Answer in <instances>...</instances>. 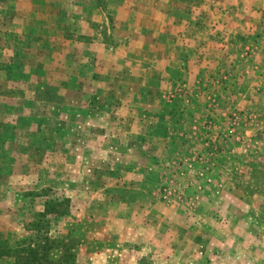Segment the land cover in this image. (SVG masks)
<instances>
[{
  "label": "rangeland",
  "instance_id": "rangeland-1",
  "mask_svg": "<svg viewBox=\"0 0 264 264\" xmlns=\"http://www.w3.org/2000/svg\"><path fill=\"white\" fill-rule=\"evenodd\" d=\"M36 260L264 264V0H0V264Z\"/></svg>",
  "mask_w": 264,
  "mask_h": 264
},
{
  "label": "trees",
  "instance_id": "trees-1",
  "mask_svg": "<svg viewBox=\"0 0 264 264\" xmlns=\"http://www.w3.org/2000/svg\"><path fill=\"white\" fill-rule=\"evenodd\" d=\"M35 254L34 250H31V255L33 256ZM37 254V253H36ZM42 259V258H41ZM36 264H42L39 260H36Z\"/></svg>",
  "mask_w": 264,
  "mask_h": 264
}]
</instances>
